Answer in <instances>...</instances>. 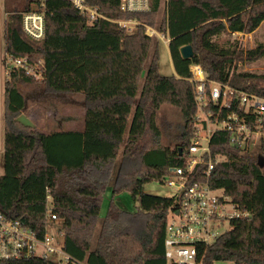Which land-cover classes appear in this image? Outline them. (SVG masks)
<instances>
[{
    "label": "trees",
    "instance_id": "trees-1",
    "mask_svg": "<svg viewBox=\"0 0 264 264\" xmlns=\"http://www.w3.org/2000/svg\"><path fill=\"white\" fill-rule=\"evenodd\" d=\"M151 1L150 12L124 13L120 0H88L110 19L138 22L133 32L105 20L90 25L67 0H21L6 12L7 52L38 64L45 92L84 94L85 127L46 134L22 122L25 98L18 85L37 81L12 71L4 85L0 210L40 237L47 232L49 213L56 215L63 249L88 264H167V219L178 201L147 194L144 186L164 181L170 168L185 162L198 113L191 64L200 65L210 81L264 95V74L238 71L239 65L264 57V45L245 51L238 41L221 40L258 30L264 0H168L159 32L170 39L176 73L171 76L160 73L161 43L151 50L153 39L146 34L162 6V0ZM43 7L45 36L37 41L24 32L21 13ZM187 45L194 55L184 60L180 49ZM165 105L177 108L183 121L173 148L158 123ZM210 146L222 158L212 188L251 216L231 221L230 230L208 247L204 264H264V164H259L264 145L242 149L228 132L218 131ZM125 193L140 200L135 211L119 205ZM0 264L62 263L33 257Z\"/></svg>",
    "mask_w": 264,
    "mask_h": 264
},
{
    "label": "built area",
    "instance_id": "built-area-1",
    "mask_svg": "<svg viewBox=\"0 0 264 264\" xmlns=\"http://www.w3.org/2000/svg\"><path fill=\"white\" fill-rule=\"evenodd\" d=\"M86 17L92 25L105 20L118 24L129 32L138 22L115 20L105 16L88 0H67ZM151 0H120L124 13L150 12ZM23 30L33 40L45 36V8L21 13ZM9 13H6V21ZM149 36L165 41L169 38L158 30L147 27ZM6 41V29L4 32ZM2 50L5 52L1 56ZM0 65L4 74L14 70L24 71L34 79H42V70L28 57L17 58L1 45ZM194 86V101L198 113L194 120L195 135L182 166L170 168L171 175L164 178L168 185L177 188L178 206L171 209L165 231V258L170 264H204L208 247L224 233L216 230L224 221L249 219L251 214L237 207L223 191L212 188L211 178L215 167L221 162L219 155L211 150V140L218 131L230 134V141L242 149L258 150L264 145V95L236 88L229 83L210 81L198 64L189 66ZM211 109L207 110L208 107ZM1 123V113H0ZM1 127V124H0ZM183 157V155H182ZM56 215H48L47 232L43 237L18 218L0 210V263L10 260L38 257L62 264H88L75 260L61 242L49 232ZM204 248V251L201 250Z\"/></svg>",
    "mask_w": 264,
    "mask_h": 264
},
{
    "label": "rangeland",
    "instance_id": "rangeland-1",
    "mask_svg": "<svg viewBox=\"0 0 264 264\" xmlns=\"http://www.w3.org/2000/svg\"><path fill=\"white\" fill-rule=\"evenodd\" d=\"M167 1L162 0V6L158 15L157 24L155 27H151L159 31V27L162 23L164 16L166 15ZM15 4L22 5L21 0H0V38L1 45L5 47V23L6 12L10 10ZM149 27V26H147ZM147 29V28H146ZM135 29L131 30L132 32ZM129 32V31H128ZM147 33V31H146ZM148 35V34H147ZM149 36V35H148ZM151 37V36H150ZM153 39L152 49L156 45L157 41L160 43L161 59L159 62L160 73L164 76H169L170 72V58L168 53L167 39L165 41L151 37ZM227 39L232 41H238L243 50L254 49L259 45H264V24L251 34H233L232 36L225 35L221 40L225 42ZM166 42V43H165ZM5 52L2 50L1 56H4ZM150 62V57L147 62V66ZM239 72H250L256 74H264V57L252 64H241L238 68ZM147 68L143 72V78L145 77ZM34 83H22L18 85L20 93L25 98V108L22 112L20 120L26 124L35 126L41 132L50 134L56 131H68V130H83L85 127V96L82 93H47L44 90V86L40 79H36ZM6 82V76L4 74V68L0 65V113H1V127H0V176L4 174L3 163V105H4V85ZM143 80L141 82V85ZM180 112L177 108L165 105L159 114L158 123L161 126L162 132H164V139L166 145L174 147V136L177 132V125L181 124ZM173 136V138H172ZM149 139V137H148ZM121 156L118 161H120ZM144 192L159 197L173 199L177 196V188L168 185L165 181L153 180L148 182L144 186ZM119 205L124 210L135 211L137 207H140V200L133 201L129 195H122L118 198ZM106 201L103 207L101 216H104L106 212ZM100 226L98 225L95 240L99 233ZM231 228L228 221H224L220 227H216L219 232L229 231ZM60 224L55 221L53 226L49 229V232L54 238L62 241V234L60 233ZM170 264V263H167ZM215 264H233L232 262H217Z\"/></svg>",
    "mask_w": 264,
    "mask_h": 264
},
{
    "label": "water",
    "instance_id": "water-1",
    "mask_svg": "<svg viewBox=\"0 0 264 264\" xmlns=\"http://www.w3.org/2000/svg\"><path fill=\"white\" fill-rule=\"evenodd\" d=\"M181 56L184 60H189L193 57L194 55V52H193V49L190 45H187V46H183L181 49ZM180 156L183 155V152H182V149H180ZM259 164L263 165L264 164V158H261L259 160Z\"/></svg>",
    "mask_w": 264,
    "mask_h": 264
},
{
    "label": "crops",
    "instance_id": "crops-1",
    "mask_svg": "<svg viewBox=\"0 0 264 264\" xmlns=\"http://www.w3.org/2000/svg\"><path fill=\"white\" fill-rule=\"evenodd\" d=\"M161 43V42H160ZM166 43V42H165ZM168 43H166L165 45H167ZM168 46V45H167ZM168 53H169V58H170V67H169V71H171L170 72V75L169 76H171V75H176V73H175V69H174V66H173V63H172V60H171V55H170V51H169V46H168ZM160 59H161V52H160ZM143 84V83H142ZM142 87V85L140 86V88ZM35 127V126H34ZM110 190V189H109ZM123 195H128V194H123ZM109 198H110V193L108 192V194H107V196H106V201L107 200H109ZM119 198V197H118Z\"/></svg>",
    "mask_w": 264,
    "mask_h": 264
}]
</instances>
